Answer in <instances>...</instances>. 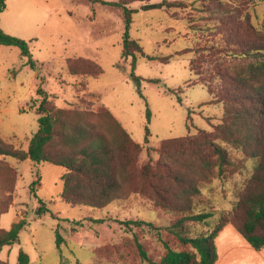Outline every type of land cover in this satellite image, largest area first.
<instances>
[{"label":"rangeland","instance_id":"374dc122","mask_svg":"<svg viewBox=\"0 0 264 264\" xmlns=\"http://www.w3.org/2000/svg\"><path fill=\"white\" fill-rule=\"evenodd\" d=\"M161 1L128 5L136 10L130 34L145 52L135 51L134 66L131 55L122 56L125 17L121 7L96 0H6L0 27L28 41L36 66L26 65L18 47L0 45L3 141L28 149L39 127L43 99L49 110L70 111L68 121L107 134L109 139L115 135L120 138L115 124L103 112L107 108L142 145L139 168L131 182L137 187L141 167L148 162L154 165L160 158L155 147L162 141L197 134L199 129L214 132L222 122L224 106L214 101L206 86L215 92L220 73L230 76L248 64L250 57L233 58L228 50L232 43L262 42L264 0H180L186 7L142 9L144 4ZM213 43L217 49L206 58L198 55L191 66L195 47ZM77 58L96 62L103 72L72 74L69 60ZM72 62L79 64L78 60ZM133 73L140 78L139 86ZM40 89L44 93L39 94ZM146 137L148 144L144 143ZM61 141L55 140L54 150L66 148ZM228 149L244 167L226 178L208 179L194 169L190 171L186 155L178 157L174 167L196 182L209 201L206 209L214 210L215 217L233 207L255 173V158L243 148L228 145ZM64 173L58 165L0 156V212L8 208L0 214V228L10 229L20 219L27 221L20 243L0 250V264H19L21 250L29 255L28 264H141L135 236L154 259L164 253L163 240L180 248L164 229L122 224L143 219L163 225L174 218L163 211L167 218H158L149 196L132 193L103 209L72 206L61 196ZM33 183L37 196L31 191ZM41 200L49 211L39 214ZM57 229L64 238L61 247L56 243Z\"/></svg>","mask_w":264,"mask_h":264},{"label":"trees","instance_id":"16d2710c","mask_svg":"<svg viewBox=\"0 0 264 264\" xmlns=\"http://www.w3.org/2000/svg\"><path fill=\"white\" fill-rule=\"evenodd\" d=\"M96 1L123 9L125 30L122 56L127 58L131 55L135 66V51L142 55L145 52L139 41L130 34L136 10L128 5L150 0ZM164 6L180 8L186 7V3L180 0H162L144 4L142 9L151 10ZM6 7V0H0V13ZM261 41L260 44L232 43L228 54L233 58L250 57L248 64L230 76L220 73V84L215 92H211L206 86L214 101L221 102L224 106L222 122L215 127V131L199 129L197 134L162 141L155 147L160 158L154 165L148 162L141 167L142 175L137 187H133L131 182L135 180L133 173L139 168L138 158L142 145L133 140L107 108L103 112L115 124L120 138L115 135L109 139L107 134L92 131L84 124L68 121L70 111L60 108L49 110L46 107L47 101L43 99L39 106V111L42 112L38 118L39 127L33 134L28 149H17L0 137V156H11L20 162L30 159L37 164L50 163L63 167L65 173L62 177L61 196L65 203L72 206L85 205L103 209L132 193L149 196L158 218L165 219L163 212L174 218H168L169 223L163 225L143 219L125 220L122 224L127 227L149 226L158 231L164 229L178 242L180 248H174L168 240H163L164 253L154 259L135 236L141 264H215L218 260L216 237L227 224L234 226L255 250H261L264 248V39ZM0 45L18 47L21 55L27 59L26 65L36 66L28 41L6 33L1 27ZM216 49L215 43L196 46L191 66L198 55L203 54L206 58L207 53ZM166 59L169 60L170 57ZM75 60L79 64L72 62ZM69 61V71L74 75H99L103 72L92 60L77 58ZM92 67L94 72H90ZM132 78L139 86L140 78L134 73ZM41 93L44 92L40 89L39 94ZM147 116L150 118L149 109ZM146 134H149L148 128ZM57 138L62 140L65 149H53ZM148 142L146 137L144 143ZM228 145L243 148L257 162L254 166L255 173L248 179L244 191L238 194L233 207L222 210L215 217L214 210L206 209L209 201L202 196L196 182L174 167L178 163V157L186 155L188 159L185 165H189L190 171L194 169L208 179L226 178L244 167L243 161L233 159ZM31 191L37 196L34 183ZM41 203L42 207L37 213L49 211L42 200ZM6 212L7 207L0 214ZM26 225V219H20L10 229L0 228V250L4 246L20 243V232ZM63 242L64 238L57 229V246L61 247ZM18 261L19 264H28L29 255L21 250Z\"/></svg>","mask_w":264,"mask_h":264},{"label":"crops","instance_id":"0c3cea01","mask_svg":"<svg viewBox=\"0 0 264 264\" xmlns=\"http://www.w3.org/2000/svg\"><path fill=\"white\" fill-rule=\"evenodd\" d=\"M216 246L215 264H264V248L255 250L230 224L219 232Z\"/></svg>","mask_w":264,"mask_h":264},{"label":"bare ground","instance_id":"6f19581e","mask_svg":"<svg viewBox=\"0 0 264 264\" xmlns=\"http://www.w3.org/2000/svg\"><path fill=\"white\" fill-rule=\"evenodd\" d=\"M240 262V261H239Z\"/></svg>","mask_w":264,"mask_h":264}]
</instances>
